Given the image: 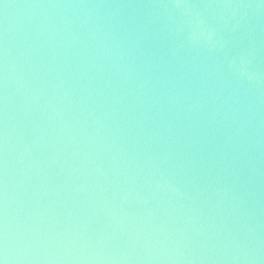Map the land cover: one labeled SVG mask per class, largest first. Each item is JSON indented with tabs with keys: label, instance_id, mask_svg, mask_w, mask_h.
<instances>
[{
	"label": "water",
	"instance_id": "1",
	"mask_svg": "<svg viewBox=\"0 0 264 264\" xmlns=\"http://www.w3.org/2000/svg\"><path fill=\"white\" fill-rule=\"evenodd\" d=\"M95 2L101 0H0V222L7 123V217L13 230L39 233L43 243L33 255L40 259L33 264H232L218 257L236 233L249 247H264V105L254 121L259 143L247 217L237 222L231 204L190 183L197 173L187 169L167 174L181 194L157 190L147 176L152 172L155 181L161 169L146 167L143 141L137 145L150 121L142 131L130 97L113 104L121 95L118 78L99 95L106 80L76 55L79 44L68 45L72 30L63 31V43L60 36L49 39L65 21L75 30L78 20L95 17V10L50 5ZM142 110L137 106L135 115ZM110 256L130 259L89 258Z\"/></svg>",
	"mask_w": 264,
	"mask_h": 264
},
{
	"label": "clouds",
	"instance_id": "2",
	"mask_svg": "<svg viewBox=\"0 0 264 264\" xmlns=\"http://www.w3.org/2000/svg\"><path fill=\"white\" fill-rule=\"evenodd\" d=\"M50 7L95 10V17L78 20L75 30L73 22L65 21L49 39L54 42L60 36L63 43V31L72 30L68 45L79 44L76 55L106 80L99 95L104 96L112 78H118L121 95L113 104L128 103L130 97L132 119L142 131V122L150 121L152 128L137 141V145L143 141L139 155L146 167L161 172L155 181L149 172L148 182H154L157 190L163 186L181 194V186L167 174L170 168L187 169L197 173L190 183H199L204 191L231 204L237 222L247 217L244 205L252 195L253 152L259 143L254 121L264 105V0H101ZM6 65L5 53V121ZM137 106L144 109L139 116ZM3 142L5 213L0 222V264H33L40 259L33 255L43 243L39 233L20 225L13 230L7 217V123ZM213 207L219 210L220 204ZM218 258L232 264H264V247H249L236 233Z\"/></svg>",
	"mask_w": 264,
	"mask_h": 264
}]
</instances>
